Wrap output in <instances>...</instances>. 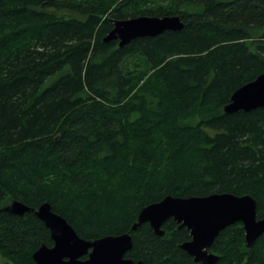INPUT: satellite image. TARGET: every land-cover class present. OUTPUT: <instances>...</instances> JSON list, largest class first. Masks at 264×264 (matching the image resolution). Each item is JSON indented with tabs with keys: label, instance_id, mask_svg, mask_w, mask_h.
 <instances>
[{
	"label": "trees",
	"instance_id": "obj_1",
	"mask_svg": "<svg viewBox=\"0 0 264 264\" xmlns=\"http://www.w3.org/2000/svg\"><path fill=\"white\" fill-rule=\"evenodd\" d=\"M77 15L63 17L61 13ZM178 16V31L123 47L115 21ZM264 73V0H0V257L35 264L53 242L17 200L48 203L85 240L131 235L125 258L196 264L172 219L158 237L139 211L167 196L250 195L264 218V107L225 114ZM216 264H264L236 223L214 240Z\"/></svg>",
	"mask_w": 264,
	"mask_h": 264
},
{
	"label": "water",
	"instance_id": "obj_2",
	"mask_svg": "<svg viewBox=\"0 0 264 264\" xmlns=\"http://www.w3.org/2000/svg\"><path fill=\"white\" fill-rule=\"evenodd\" d=\"M182 27L178 16L131 18L115 21L103 41H117L118 46L123 47L136 38L155 37L165 31H178ZM263 107L264 73L235 90L229 103L223 107V112H250ZM256 209L257 202L250 195L223 193L189 198L167 196L157 203L144 206L132 224L131 231L148 223L153 233L162 237V225L172 219L179 229L185 228L190 236V240L178 248L192 257L196 264H216L219 257L211 253L210 248L219 233L226 228L240 223L248 249L259 237L264 236V218L257 219ZM2 210L18 217L32 212L48 229L53 245H42L33 253L35 264H142V261L133 262L125 258L132 248L129 233L94 240L82 239L64 218L52 211L48 203L33 209L11 200L3 205Z\"/></svg>",
	"mask_w": 264,
	"mask_h": 264
},
{
	"label": "rangeland",
	"instance_id": "obj_3",
	"mask_svg": "<svg viewBox=\"0 0 264 264\" xmlns=\"http://www.w3.org/2000/svg\"><path fill=\"white\" fill-rule=\"evenodd\" d=\"M60 16H63V17L74 16V17L77 18V15H75V14L64 13V12L61 13ZM213 254H214V253H213ZM215 255H216V254H215ZM5 263H6V261L0 257V264H5Z\"/></svg>",
	"mask_w": 264,
	"mask_h": 264
}]
</instances>
